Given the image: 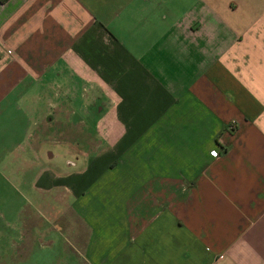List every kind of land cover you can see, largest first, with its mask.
I'll return each mask as SVG.
<instances>
[{
    "label": "crops",
    "instance_id": "crops-1",
    "mask_svg": "<svg viewBox=\"0 0 264 264\" xmlns=\"http://www.w3.org/2000/svg\"><path fill=\"white\" fill-rule=\"evenodd\" d=\"M16 193L73 264H264V0L0 2V236Z\"/></svg>",
    "mask_w": 264,
    "mask_h": 264
},
{
    "label": "rangeland",
    "instance_id": "rangeland-1",
    "mask_svg": "<svg viewBox=\"0 0 264 264\" xmlns=\"http://www.w3.org/2000/svg\"><path fill=\"white\" fill-rule=\"evenodd\" d=\"M53 141V137L48 138V143L42 149L46 159L43 158L48 165L53 164L64 171H69L70 168L66 162L73 161L75 156L71 155L68 146L56 145ZM50 154L54 156V159L50 158ZM64 209L67 211L66 216H60L57 220L51 221L47 216L41 218L33 208L29 196L16 193L10 203L2 209L3 213L7 214L5 222L9 227H6L0 236V243H3L0 251L9 253L14 250L12 257H15V263L8 261L5 264H73L77 262V256L83 254L86 248L88 233L84 225L77 220L74 221L76 218L70 214V207L67 206ZM0 220V222L3 221L2 218ZM56 224L61 225L63 231L58 229ZM34 225L38 227H33ZM37 228L40 229L37 230ZM24 240H29V243H25ZM10 241L21 243H15L16 247L13 248L14 243ZM21 244L25 245L23 249ZM79 262L83 264L82 259Z\"/></svg>",
    "mask_w": 264,
    "mask_h": 264
},
{
    "label": "trees",
    "instance_id": "trees-1",
    "mask_svg": "<svg viewBox=\"0 0 264 264\" xmlns=\"http://www.w3.org/2000/svg\"><path fill=\"white\" fill-rule=\"evenodd\" d=\"M0 2H1V3H5V2H7V0H0Z\"/></svg>",
    "mask_w": 264,
    "mask_h": 264
}]
</instances>
